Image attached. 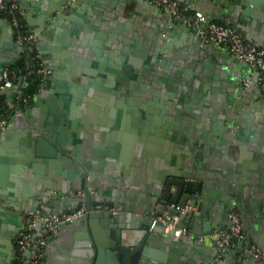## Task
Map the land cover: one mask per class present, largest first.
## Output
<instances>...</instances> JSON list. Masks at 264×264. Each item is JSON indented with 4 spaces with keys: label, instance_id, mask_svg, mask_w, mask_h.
<instances>
[{
    "label": "crops",
    "instance_id": "0c3cea01",
    "mask_svg": "<svg viewBox=\"0 0 264 264\" xmlns=\"http://www.w3.org/2000/svg\"><path fill=\"white\" fill-rule=\"evenodd\" d=\"M180 1L209 21L235 27L264 52V0ZM21 4L24 25L39 35L43 63L56 71L49 89L38 96L43 98L41 106L36 107L34 98L20 108L14 105V96L6 98L16 110L9 115L13 122L0 134V264L17 260L26 264L30 259V253L21 254L17 247L28 208L49 199L64 212L75 210L76 196L70 192L79 185L78 171L84 167L94 178L99 199L119 208L121 230L139 244L144 243L140 234L149 229L144 221L152 192L165 171L190 169L195 177L201 172L203 209L194 212L193 229L183 223L192 237L179 238L177 246L159 238L149 241L146 250L152 258L145 259L146 264H215L216 247L199 237L214 230L227 232L232 209L241 215L247 241L230 247L222 264H256L246 247L253 244L264 251V91L258 73L225 47L203 42L182 25L171 27L166 12L148 0H21ZM106 19L112 24L132 22L133 29H121V34L138 33L150 54H165L172 71L189 73L191 87L169 84L163 67L155 76L148 68L142 72L144 89L131 90L140 96L128 95L125 89L120 93L119 86L136 88L141 83L132 82L126 69L130 55L122 52V62L105 73L103 66L115 54L98 39L103 25L110 24ZM164 32L170 39L161 40ZM17 61L13 31L0 18V86L4 69ZM210 61L215 70L208 69L207 77L200 78V89L194 90L198 73L205 74L204 63ZM100 88L107 97L95 94ZM20 113L38 117L41 124L43 119L44 128L64 138L70 158L76 151L80 160L65 163L41 150L19 124ZM59 231L49 240L42 264H121L111 251L96 255L93 237L109 240L110 228L91 232L86 222L78 221ZM133 262L139 264V259Z\"/></svg>",
    "mask_w": 264,
    "mask_h": 264
},
{
    "label": "water",
    "instance_id": "95a60500",
    "mask_svg": "<svg viewBox=\"0 0 264 264\" xmlns=\"http://www.w3.org/2000/svg\"><path fill=\"white\" fill-rule=\"evenodd\" d=\"M21 6L23 8L24 5L21 4ZM108 21L110 22V24L105 23L103 25L105 29H102L101 32H99L98 34V39L106 41L107 46L114 49L115 51L112 60H110L109 62H107V64L103 66L105 73L108 74L112 72L111 69L112 68L114 69L117 64H120L122 62L121 57L123 56V54H120L121 52L125 54H133L127 60L129 62V66L126 67V69L132 73V75H130V77L132 78V82L133 83L136 82V84L138 85L141 83V87L135 88V86H133L132 84L128 86L131 88V90L132 89H136V91L143 90L144 85L142 83L143 81L142 72H143V67L149 66L152 61V57L148 55L150 54V52L143 48L142 38L141 36H139L138 33L135 34L127 33L126 36L121 34V29H126L128 31H131L133 29L132 22L130 24H125L122 22L112 24L110 19L105 20V22ZM168 29H169V25H168ZM182 29L185 32H190V29L184 25H182ZM35 31L38 33L39 30H35ZM194 35L200 38L198 34L195 33ZM37 36L39 38L38 34ZM170 37L171 35L169 32H164L161 36V40L162 41L168 40V38L170 39ZM130 39L132 41H130ZM110 40L112 42H110ZM153 54H157V52L156 53L153 52ZM140 59H145V60L141 61ZM160 65L164 69V73L166 74L164 76L167 78L169 84L171 85H177V83L180 85L189 84L188 82L189 73L187 71H185L183 75L179 72H175L177 71V69L172 71V67L170 68L171 62L168 61H163ZM5 66L11 67L12 63L5 64ZM47 66L46 67L49 70H51L54 75V71H56V69L52 66H49L48 64ZM204 66H206L207 71H205V74L198 73L197 75L198 80H195L192 85L194 90L200 89L202 83L200 78L207 77V75L210 73L209 70L212 71V69L215 68L213 61L204 63ZM104 75L105 74L103 73L102 76L104 77ZM51 82L52 81L50 79L49 83L45 85L44 91H47V89H49ZM100 90H102V88L96 91L95 94L105 97L108 96V94H103ZM174 90H178V88H175ZM130 94L134 96L136 95L137 97L140 96V93L134 94L133 92H130ZM0 95L6 96V98L10 100L9 96H14L15 99L17 92L16 90L15 93H13L12 90H6V91L0 90ZM109 97L111 98V96ZM111 99L113 100L114 98ZM42 100H43L42 97L35 98V103L37 104V106L36 104L35 106L36 107L41 106L40 102H42ZM11 101L13 100L11 99ZM29 107L33 109L32 106ZM17 119L19 124L20 125L22 124L27 129L29 135L31 134L30 137L36 138V141L38 142L40 149L48 153L49 156L56 157L58 160L64 159L65 163L67 162L72 163L73 161L75 162L76 160L77 161L80 160L79 159L80 155L76 151L73 154L74 158L73 159L70 158L72 152L71 149L64 144L63 142L64 138L58 137L57 134H55L49 129V127L44 128L43 119H41L42 120V124H41V121L40 122L38 121V117L32 114L29 115L24 113H20L17 116ZM96 153L98 154V152ZM87 170L88 169L84 167L83 170L78 171L81 180L79 185L76 187V190L70 192V195L75 196L77 191H81L84 194V196L83 198L76 197V203H77L76 208H78L82 203H84L88 213L87 215L69 224L71 225L76 224V222L78 221L86 222V224L89 225L91 232L93 229L95 231H98L99 233L101 228H103L104 230L106 228H110L111 231H109L108 233L109 240H107L106 238L102 240L100 236L97 237L96 235L95 238L93 237V240L97 244V248H96L97 257L98 254L100 256L101 254H103V252L111 251L113 252L114 255H116V257L119 259L121 264H134L133 258L135 259V257L139 259L138 262L139 264H146L145 259L147 260L149 258H152V256L146 250L148 249L146 247L149 241H153L159 238L160 240H163L165 243L171 246H177L180 241L178 239L175 240L173 232H168V233L166 232L165 225L162 222H157L154 225L153 229H151L153 217H164V216L170 218L177 217L180 223H182V225L183 223H188L189 227L193 229L195 220L194 218H192V216L195 211L201 213L203 209L204 201L200 202L204 198L202 184L200 183L201 172L195 177L193 176L192 171H190V169H185V172H181V173H175L173 170H166L165 175H163V179H161L158 182V187L152 192V199L148 205L149 208L147 210L149 217L146 218L144 221V225L149 229L146 230L144 229L142 231V233L140 234V238L144 240V243L139 244L137 243L136 240H133V238L129 236L125 230L124 231L121 230V228L123 227L122 225H120L119 217H113L107 213H100V212L98 213L92 211L93 205L95 203H103L104 200H100L98 194H96L94 178L89 172H87ZM40 204L45 205L43 207L45 214H50L51 211L54 210L59 211L58 214L65 213L61 208H59L53 201H50L49 199L39 201L35 207L28 208L27 211L28 212L37 211L40 208ZM175 206L180 207L181 209L184 210V212H180L178 209H176ZM19 211H24V210L20 209ZM69 224L62 225L60 227V230L64 228V226H67ZM40 226L41 229L44 228L45 222L40 223ZM59 232L58 235H55L56 238L59 236L60 234ZM238 245H243V242L238 243ZM141 249L143 250L141 251ZM29 253L31 255V252L28 251V255Z\"/></svg>",
    "mask_w": 264,
    "mask_h": 264
},
{
    "label": "built area",
    "instance_id": "2783aa9c",
    "mask_svg": "<svg viewBox=\"0 0 264 264\" xmlns=\"http://www.w3.org/2000/svg\"><path fill=\"white\" fill-rule=\"evenodd\" d=\"M148 1L166 12L171 27L184 25L191 31L196 32L203 42L217 43L228 49L237 60L246 63L253 71L258 73L260 88L264 91V52L248 43L238 29L209 21L201 12H191L177 0ZM24 16L25 12L21 6V0H0V18L13 31L18 60L23 58L21 67L7 68L3 71L0 90H16L15 101L29 104L36 98L24 96L23 91L29 85V79L32 77L39 78L42 83L41 92H43L45 85L51 79L52 71L43 63L38 45V36L26 28L23 23ZM1 97L0 110H3L5 113L0 118V134L13 122L9 116V112L16 110L13 108L15 104L9 103L7 99L1 101ZM76 195L79 198H83L84 196L81 191H77ZM175 207L180 212H184L180 207ZM92 211L107 213L113 217L119 214L118 207L106 203H95ZM87 213V208L82 203L75 210L63 214H58L54 211H51L50 214H45L43 207L35 212L26 214V227L17 241V247L21 254L28 251L31 252L30 259L26 264H42L45 248L49 240L59 231L60 227L87 215ZM42 222H45V227L41 229L40 223ZM157 222H162L165 225L167 233L173 232L175 239L192 237L189 227L181 225L177 217H153L151 229H153ZM37 231L41 232L40 238L35 237ZM199 240L202 243L209 241L216 247L218 255L215 264H222L230 247L247 241L241 215L236 209H232L229 213L227 232L214 230L211 235L201 236ZM246 253L255 263L264 264V251L260 250L256 245H247Z\"/></svg>",
    "mask_w": 264,
    "mask_h": 264
},
{
    "label": "trees",
    "instance_id": "16d2710c",
    "mask_svg": "<svg viewBox=\"0 0 264 264\" xmlns=\"http://www.w3.org/2000/svg\"><path fill=\"white\" fill-rule=\"evenodd\" d=\"M23 63V58L19 59L16 64L13 67H21ZM41 87H42V83L41 80L37 77H32L29 79V85L24 89V96H31V97H38L39 94L41 93ZM6 99V97H1V101H4ZM14 104H16V106L18 107H22L23 103L21 102H14ZM4 111L0 110V118L3 117L4 115ZM13 113V111L9 112V115H11ZM8 115V114H7ZM6 115V116H7ZM15 264H20V261H16Z\"/></svg>",
    "mask_w": 264,
    "mask_h": 264
},
{
    "label": "flooded vegetation",
    "instance_id": "af4514ba",
    "mask_svg": "<svg viewBox=\"0 0 264 264\" xmlns=\"http://www.w3.org/2000/svg\"><path fill=\"white\" fill-rule=\"evenodd\" d=\"M130 55V57L133 55V54H129ZM149 56H151L152 57V61H151V63H150V65L149 66H145V67H143V71H145L146 69H148L149 68V71H150V73L153 75V76H155V75H157L156 74V70H157V68H161L162 66L160 65L163 61H166V56H165V54H148ZM141 61L142 60H145V59H140ZM169 62V61H168ZM126 63H128L127 64V66L126 67H128L129 66V62L128 61H126ZM128 84L126 85V87H123V86H119V88H118V91H120V93H122L123 92V90L125 89V91L127 92V94L128 95H131L130 94V92H131V88L128 86ZM189 87H191V86H187V88H189ZM75 196L77 197V195L75 194ZM77 198H79V197H77Z\"/></svg>",
    "mask_w": 264,
    "mask_h": 264
}]
</instances>
